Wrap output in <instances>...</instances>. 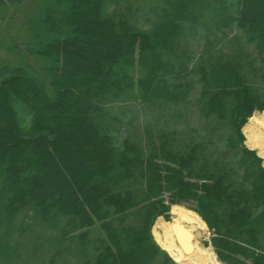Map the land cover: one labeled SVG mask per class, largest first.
Listing matches in <instances>:
<instances>
[{"label": "trees", "instance_id": "1", "mask_svg": "<svg viewBox=\"0 0 264 264\" xmlns=\"http://www.w3.org/2000/svg\"><path fill=\"white\" fill-rule=\"evenodd\" d=\"M37 1L44 7L27 20L24 63L0 66V263L43 260L56 246L48 264L63 255L178 264L151 228L186 203L213 231L222 261L264 264V165L242 131L264 110V0L153 1L149 28L108 13L121 0ZM213 29L245 41L228 37L240 47L232 54L190 48L210 44ZM198 85L199 110L227 125L226 137L146 126L145 136L119 138L118 104L175 106L180 117Z\"/></svg>", "mask_w": 264, "mask_h": 264}, {"label": "rangeland", "instance_id": "2", "mask_svg": "<svg viewBox=\"0 0 264 264\" xmlns=\"http://www.w3.org/2000/svg\"><path fill=\"white\" fill-rule=\"evenodd\" d=\"M153 1L155 4L159 0H121L118 5L117 4L108 5L107 11L108 13L114 15L115 17L116 16L118 17V15H123V14L131 17V14H132V20L137 26L142 27V28H149L152 24L151 19L154 18L153 13H152V6H151L153 4ZM129 2L132 5V8H131L132 11H129L127 9ZM37 5H38L37 0H32V1L25 0L22 4L16 5V6L10 5L7 3L0 5V66H2L3 64H8L12 66V65H19V64L24 63V60H25L24 56H26V54L24 53L23 49L25 47V42L30 38V31L28 29L29 25L27 23V20L28 18L32 16L31 13H33L34 9L36 10L40 7L42 9V7H44L43 4L39 6ZM40 13H41V10H37L35 11V13H33V16H36V14L39 15ZM201 31L205 32L204 29H201ZM219 32L220 31L217 32L218 35L221 34ZM233 35L234 36L238 35L241 38V40H243V42L245 41L243 38L244 35L239 31L233 30L232 32H229L225 37L222 36L223 38L222 37L217 38L216 31L215 29H213L209 34L212 40L210 44L205 45L204 44L205 40L202 39V40H199L191 44L190 48H194L195 51L201 53L202 49H205L206 47L208 48L210 47L211 49L213 50L215 49L217 52L221 53V55L230 54V53L232 54L233 51L234 52L237 51L236 48H240L238 45V41L235 42L234 40L231 39V41L233 42V44H231L230 40H228V37L230 38ZM218 39H221V40L218 41ZM242 48L245 51L254 50L253 46L247 45V44H243ZM30 62L31 64L36 65L32 58ZM256 64H259V62L257 61ZM254 80L257 83L262 82L261 81L262 79L260 77H255ZM199 96H200V85H198L195 88V90L194 89L192 90L191 95H190L189 106L187 108H184V107L181 108L183 111V115L180 117L177 114V108L175 106L163 108L162 110L152 109L150 111L147 110L145 112V110L141 111L142 105L139 102H138L139 104L137 102L130 104V108L125 107L126 105L118 104L117 108L114 107L111 112L121 117V122L117 124L114 121V123L112 124L116 128L120 129V131H117V132H120L118 135L120 139L130 134H134V136H136L137 138L139 136H145L146 126H151V128H157V129L176 128L179 131L180 135H182L183 137H188L190 134H194V135L198 134L197 136H199L201 132L211 129L217 134H220V136L226 137L227 134L229 133L230 128H228V126L224 124L223 125L218 124V123L216 124L215 121H212L213 118L207 119L204 116V114L199 110V107H198L199 103H198L197 98H199ZM120 112H122L124 115H122ZM161 112H163L164 115H163V118L161 117L160 124L159 123L154 124L156 120V115ZM259 112L261 111L259 110L255 111V114L253 117L257 116L256 113H259ZM23 118L25 120V123L28 124L30 118L27 115H23ZM165 119L166 120L168 119L167 123H165ZM248 121L246 122L247 125L250 123V121L249 122ZM244 126L242 128L243 133L245 132ZM247 141L248 140L245 136V144L249 148V143ZM178 146L179 148L182 147L180 143L178 144ZM144 147L147 148L148 147L147 144H145ZM178 207L188 210L190 212L196 213L199 216L198 212L192 209V207H189V205L186 203H182L179 205L173 204L171 205V208L168 212L169 220L167 221H170L173 219L174 217L173 209L178 208ZM199 218L201 219L202 217L199 216ZM159 219L166 220V218L163 215L158 216L152 225V228H151L152 234H153L154 225L156 221ZM206 226H207V232L199 236L198 238L199 244H202L200 245L201 248L205 250L208 247L209 248L211 247L214 250L217 258L221 261V264H226L224 261H222L218 257L216 250L214 246L212 245V236L214 235L213 231L209 228L207 223H206ZM33 227L37 233L45 234V235L47 234L49 235L51 233L50 230H42L41 226L35 225ZM96 230L98 231V229ZM153 237L156 241L154 234H153ZM206 243L208 245H206ZM45 246H46L45 247L46 249L47 244H45ZM55 249H56V246H52L49 251L44 252L42 250L43 260H41V258L38 259V258L25 257L27 258L26 261L22 263H13V264H48L49 262L48 254L50 257V254H52V252ZM46 257L47 259H44ZM72 258L73 256L71 255L60 256L57 258L55 264H64L65 261L70 262V264H75L76 259H72ZM0 264H4V263H0ZM158 264H161L160 261H158Z\"/></svg>", "mask_w": 264, "mask_h": 264}, {"label": "bare ground", "instance_id": "3", "mask_svg": "<svg viewBox=\"0 0 264 264\" xmlns=\"http://www.w3.org/2000/svg\"><path fill=\"white\" fill-rule=\"evenodd\" d=\"M264 111L256 113L257 116L253 117L254 114L249 118L250 123L245 125L244 134H248V139L253 141L254 138L264 140ZM260 114V115H258ZM253 117V118H252ZM251 119V120H250ZM248 121V122H249ZM245 134V135H246ZM247 138V135H246ZM247 139V140H248ZM256 141V140H255ZM248 142V141H247ZM264 142H261L263 145ZM260 144V145H261ZM179 205V204H174ZM173 219L170 221L159 219L156 221L153 234L158 244L166 250L177 262L180 264H221V261L217 258L214 250L210 247L202 249L199 244V236L207 232V226L205 221L196 213L190 212L183 208L173 209ZM201 217V216H200ZM178 223L186 227L191 231L193 239L191 244L193 251L188 255V261L182 262L184 252L182 248L177 244L174 232L172 230V223Z\"/></svg>", "mask_w": 264, "mask_h": 264}, {"label": "water", "instance_id": "4", "mask_svg": "<svg viewBox=\"0 0 264 264\" xmlns=\"http://www.w3.org/2000/svg\"><path fill=\"white\" fill-rule=\"evenodd\" d=\"M172 230L174 232V236L176 238L177 244L182 248V250L184 252V257L182 259V262L185 263L186 261H188L187 256L190 255L191 252L193 251V246L191 244V241L193 239V235H192L191 231H189L186 227H184L181 224H178L176 222L172 223ZM206 245H208V244L206 243ZM177 263H179V262H177Z\"/></svg>", "mask_w": 264, "mask_h": 264}, {"label": "crops", "instance_id": "5", "mask_svg": "<svg viewBox=\"0 0 264 264\" xmlns=\"http://www.w3.org/2000/svg\"><path fill=\"white\" fill-rule=\"evenodd\" d=\"M254 114H255V112H254ZM246 135H247V139H248V134H246ZM252 140H254V142L248 139L249 148L256 150L257 154L263 158V165H264V143H263V145L261 144V142H264V140H260L259 138H254Z\"/></svg>", "mask_w": 264, "mask_h": 264}]
</instances>
